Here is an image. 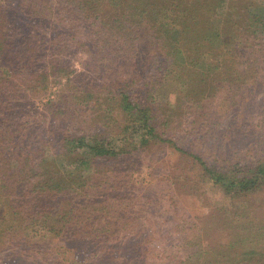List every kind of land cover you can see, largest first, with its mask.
Masks as SVG:
<instances>
[{
  "label": "trees",
  "instance_id": "1",
  "mask_svg": "<svg viewBox=\"0 0 264 264\" xmlns=\"http://www.w3.org/2000/svg\"><path fill=\"white\" fill-rule=\"evenodd\" d=\"M263 86L264 0H0V264L264 263Z\"/></svg>",
  "mask_w": 264,
  "mask_h": 264
},
{
  "label": "rangeland",
  "instance_id": "2",
  "mask_svg": "<svg viewBox=\"0 0 264 264\" xmlns=\"http://www.w3.org/2000/svg\"><path fill=\"white\" fill-rule=\"evenodd\" d=\"M244 110L246 112H248L249 114H254L257 115L259 118L262 119V117H264V86L261 88V90L259 91V93L257 94L256 98L254 99H249L245 105H244ZM223 123H227V122H223ZM249 141V140H248ZM239 146L241 147H245V143H242L240 141ZM248 146V144H246ZM212 183L208 184V194H209V198H210V203L212 204H220V205H232L231 204V198L229 195H226L221 187L219 185H211ZM208 206V205H207ZM207 206H202L199 204L195 205V208L197 209V211L201 214L202 212H205L202 217H207L209 215V213L211 211H215L216 205H212V208L207 207ZM212 215V214H211ZM205 221L208 222L210 224V221L205 218ZM201 239H199V237L196 240V246L195 248H200L201 246ZM0 260L4 261V258L2 257V254H0ZM249 264H264L262 261L256 260V259H252L249 261Z\"/></svg>",
  "mask_w": 264,
  "mask_h": 264
}]
</instances>
